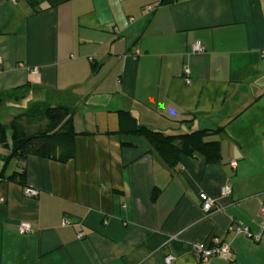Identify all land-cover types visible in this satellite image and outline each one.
Here are the masks:
<instances>
[{
  "label": "crops",
  "instance_id": "obj_1",
  "mask_svg": "<svg viewBox=\"0 0 264 264\" xmlns=\"http://www.w3.org/2000/svg\"><path fill=\"white\" fill-rule=\"evenodd\" d=\"M161 1L0 0V92L41 87L75 108L77 133L66 162L5 163L0 145L1 264H264V0ZM119 109L165 134L221 127L220 162L169 167L117 132ZM211 237L231 261L196 256Z\"/></svg>",
  "mask_w": 264,
  "mask_h": 264
},
{
  "label": "trees",
  "instance_id": "obj_2",
  "mask_svg": "<svg viewBox=\"0 0 264 264\" xmlns=\"http://www.w3.org/2000/svg\"><path fill=\"white\" fill-rule=\"evenodd\" d=\"M170 1L162 0L161 3ZM40 90L41 87L25 83L1 91L0 105L7 99L20 101L27 92ZM55 94V97L59 95ZM53 100L54 102L48 98L28 103L24 111L11 117L8 125L0 120V145L10 148L9 154L4 156L5 163L12 158L24 159L28 154L58 162H66L74 156V137L77 134L73 127L75 108L59 102L57 97ZM1 113L8 114L0 110ZM117 118L118 133L144 139L149 145V151L156 153L169 167L175 166L181 155L198 157L205 164L218 163L221 160L220 141L211 138L221 132V127L165 134L140 123L128 110H117ZM17 174L18 177L11 174L9 178L23 183L24 169Z\"/></svg>",
  "mask_w": 264,
  "mask_h": 264
},
{
  "label": "built area",
  "instance_id": "obj_3",
  "mask_svg": "<svg viewBox=\"0 0 264 264\" xmlns=\"http://www.w3.org/2000/svg\"><path fill=\"white\" fill-rule=\"evenodd\" d=\"M16 1V0H11ZM191 51L195 53H201L205 51V47L199 41L194 42L191 45ZM32 72H36V68H32ZM187 72V70H185ZM185 81L188 83L189 78H185ZM231 166H235V161L230 162ZM23 193L27 197H35L38 195V190L32 186H25L23 188ZM220 193L223 196L229 195L231 193V187L227 184H224L221 189ZM199 205L204 212V214L209 213L218 209V204L216 200L206 195L204 192H199L198 194ZM261 214L264 216V205L261 207ZM239 232H244L246 235L250 236L251 234L248 232L246 227H238L236 228ZM17 231L19 233H30L32 231V226L29 222L21 221L17 224ZM82 233L79 232L77 237L80 238ZM192 249L196 256L201 261H206L212 256H217L229 262L232 260V252L230 246L227 242L220 241L216 237H211L209 240L199 241L192 244ZM174 257L171 254L165 256L166 264L172 262Z\"/></svg>",
  "mask_w": 264,
  "mask_h": 264
},
{
  "label": "rangeland",
  "instance_id": "obj_4",
  "mask_svg": "<svg viewBox=\"0 0 264 264\" xmlns=\"http://www.w3.org/2000/svg\"><path fill=\"white\" fill-rule=\"evenodd\" d=\"M50 99L53 100L51 97L50 93L40 90V91H30L27 92L26 96L23 99H13L14 101H10V99H7L4 101V104L2 103L0 105V110L3 112H10L9 115L6 113H1L0 114V120L2 123L8 125L11 117L21 111H24L26 107L28 106V103L35 102V101H40L43 99ZM34 128L31 129L33 131ZM9 130H8V136H9Z\"/></svg>",
  "mask_w": 264,
  "mask_h": 264
},
{
  "label": "water",
  "instance_id": "obj_5",
  "mask_svg": "<svg viewBox=\"0 0 264 264\" xmlns=\"http://www.w3.org/2000/svg\"><path fill=\"white\" fill-rule=\"evenodd\" d=\"M1 264V263H0Z\"/></svg>",
  "mask_w": 264,
  "mask_h": 264
}]
</instances>
